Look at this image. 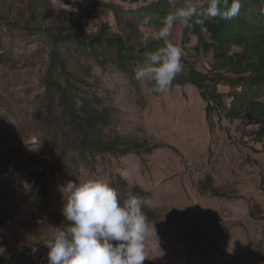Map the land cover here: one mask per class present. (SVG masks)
Here are the masks:
<instances>
[{
	"label": "rangeland",
	"instance_id": "1",
	"mask_svg": "<svg viewBox=\"0 0 264 264\" xmlns=\"http://www.w3.org/2000/svg\"><path fill=\"white\" fill-rule=\"evenodd\" d=\"M64 3L70 8L57 11L51 0H0V264L47 259L44 243L53 228L69 223L60 188L90 177L108 181L122 200L143 202L157 234L144 264H264V138L254 141L264 119L229 118L216 104L208 112L201 90L190 82L157 93L153 82L134 78L146 56L137 49L138 32L152 37L163 27L155 20L144 24L140 9L159 3L168 15L191 5L203 14L205 0ZM41 21L53 29L75 25L87 36L105 23L124 38L132 35L135 59L122 68L115 48L106 44L93 52L72 39L53 38ZM187 26L176 23L166 38L183 51L181 76L192 69L207 72L214 60L212 53L195 50L198 38L192 32L187 38ZM52 52L65 61L76 95L109 109L104 134L121 135L139 151L74 148L76 135L44 79ZM62 73L55 77L63 82ZM219 91L233 88L221 84ZM250 97L264 102V89ZM224 101L230 107L231 99ZM123 169L128 179L120 176Z\"/></svg>",
	"mask_w": 264,
	"mask_h": 264
},
{
	"label": "trees",
	"instance_id": "2",
	"mask_svg": "<svg viewBox=\"0 0 264 264\" xmlns=\"http://www.w3.org/2000/svg\"><path fill=\"white\" fill-rule=\"evenodd\" d=\"M170 1L163 0V3L168 6ZM208 2L209 0H205V9ZM240 2L239 13L231 19L220 16L205 18L203 14H199L189 21L185 35L187 38L188 32L196 35L198 44L195 50L199 53H212L214 60L207 72L192 69L187 76L178 73L172 85L184 82L194 84L208 102V112L211 104H216L226 109L229 118L256 121L264 119V102L250 97L264 89V0ZM228 3L230 4L231 0H228ZM221 7H224L223 0ZM140 13L148 20H155L159 26H163L162 21L167 16V12L159 8V3L142 7ZM2 17L3 14L0 12V18ZM32 18L35 22L39 21L40 15L32 13ZM43 21L40 25L46 28L53 38L72 39L93 52H98V49L106 44L115 48L116 62L122 68H126L127 64L135 59L136 49L129 43L132 35L124 38L119 33L107 30L105 23L98 33L87 36L80 34L75 25L69 24L61 26L60 29H53L51 24L47 25ZM137 39V49L142 54L164 47L161 40L145 37L140 32ZM56 72H63L65 77L63 82L55 77ZM71 77L72 74L61 55L52 52L50 67L44 79L47 90H54L59 97L61 114L70 131L76 135V138L72 139L74 148L81 153L139 151L137 145L132 146L124 141L121 135L104 134V130L111 123L109 109L100 107L94 101L80 99L74 91L75 85ZM221 84L230 85L233 91L228 94L220 92ZM240 87L241 90H238ZM225 97L231 99L230 107L226 105ZM63 132L65 134V131ZM263 138L264 128L260 126L255 132L254 141L260 142Z\"/></svg>",
	"mask_w": 264,
	"mask_h": 264
},
{
	"label": "clouds",
	"instance_id": "3",
	"mask_svg": "<svg viewBox=\"0 0 264 264\" xmlns=\"http://www.w3.org/2000/svg\"><path fill=\"white\" fill-rule=\"evenodd\" d=\"M209 0L205 18L220 16L231 19L239 13L240 0ZM53 9L67 10L64 0H51ZM198 9L191 5L177 8L162 21L163 27L152 39L163 40L164 47L146 54L143 65L134 70L137 81L153 82V91L166 93L177 74L182 71V49L166 38L176 23L186 26ZM148 18L143 20L144 24ZM202 22V21H198ZM40 147V146H39ZM30 148V150H38ZM128 179L130 172L120 170ZM60 191L64 199L62 215L69 222L66 228L54 227L48 248V264H144L147 246L156 234L143 212V202L135 197L122 200L110 183L103 179L69 180ZM36 249L33 248V252Z\"/></svg>",
	"mask_w": 264,
	"mask_h": 264
},
{
	"label": "built area",
	"instance_id": "4",
	"mask_svg": "<svg viewBox=\"0 0 264 264\" xmlns=\"http://www.w3.org/2000/svg\"><path fill=\"white\" fill-rule=\"evenodd\" d=\"M38 264H48V258H42L40 260H38Z\"/></svg>",
	"mask_w": 264,
	"mask_h": 264
}]
</instances>
